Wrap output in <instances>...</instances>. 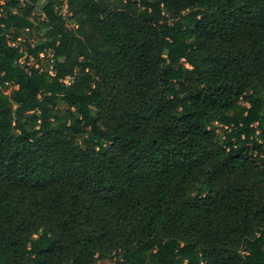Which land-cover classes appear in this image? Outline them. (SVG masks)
Masks as SVG:
<instances>
[{"label":"trees","instance_id":"1","mask_svg":"<svg viewBox=\"0 0 264 264\" xmlns=\"http://www.w3.org/2000/svg\"><path fill=\"white\" fill-rule=\"evenodd\" d=\"M108 259L264 264V0H0V264Z\"/></svg>","mask_w":264,"mask_h":264},{"label":"rangeland","instance_id":"2","mask_svg":"<svg viewBox=\"0 0 264 264\" xmlns=\"http://www.w3.org/2000/svg\"><path fill=\"white\" fill-rule=\"evenodd\" d=\"M21 1L24 4L27 3V0H21ZM47 58H48V56H45L43 58L40 57V59L32 60L30 65H34L35 67H40L42 69H46L47 70L49 68L48 62H47ZM99 264H116V262L113 259H108V260H105V261H101Z\"/></svg>","mask_w":264,"mask_h":264},{"label":"built area","instance_id":"3","mask_svg":"<svg viewBox=\"0 0 264 264\" xmlns=\"http://www.w3.org/2000/svg\"><path fill=\"white\" fill-rule=\"evenodd\" d=\"M65 11H66V9L64 10V13H65ZM47 54V56H48V58L50 57H52V53L51 52H49V53H46ZM46 54L45 53H42L41 55H40V57H45L46 56ZM69 80V78L67 79V81Z\"/></svg>","mask_w":264,"mask_h":264}]
</instances>
